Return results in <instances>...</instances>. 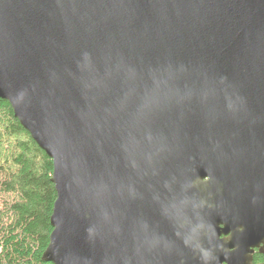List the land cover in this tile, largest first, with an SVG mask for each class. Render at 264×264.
<instances>
[{
	"label": "water",
	"instance_id": "1",
	"mask_svg": "<svg viewBox=\"0 0 264 264\" xmlns=\"http://www.w3.org/2000/svg\"><path fill=\"white\" fill-rule=\"evenodd\" d=\"M0 97L53 160L45 261L253 264L264 0H0Z\"/></svg>",
	"mask_w": 264,
	"mask_h": 264
},
{
	"label": "trees",
	"instance_id": "2",
	"mask_svg": "<svg viewBox=\"0 0 264 264\" xmlns=\"http://www.w3.org/2000/svg\"><path fill=\"white\" fill-rule=\"evenodd\" d=\"M53 170L52 158L0 97V264H53L43 259L57 197Z\"/></svg>",
	"mask_w": 264,
	"mask_h": 264
},
{
	"label": "flooded vegetation",
	"instance_id": "3",
	"mask_svg": "<svg viewBox=\"0 0 264 264\" xmlns=\"http://www.w3.org/2000/svg\"><path fill=\"white\" fill-rule=\"evenodd\" d=\"M257 253H260L261 255L264 256V245L263 244H261L259 247L255 248V251L253 253V264H264V260L260 261V262L256 261L255 256L257 255Z\"/></svg>",
	"mask_w": 264,
	"mask_h": 264
}]
</instances>
